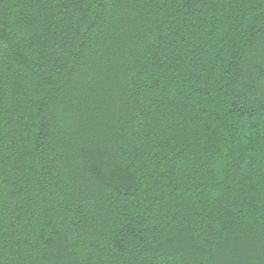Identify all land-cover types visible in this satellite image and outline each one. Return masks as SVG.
Instances as JSON below:
<instances>
[{
  "label": "trees",
  "instance_id": "trees-1",
  "mask_svg": "<svg viewBox=\"0 0 264 264\" xmlns=\"http://www.w3.org/2000/svg\"><path fill=\"white\" fill-rule=\"evenodd\" d=\"M0 264H264V0H0Z\"/></svg>",
  "mask_w": 264,
  "mask_h": 264
}]
</instances>
